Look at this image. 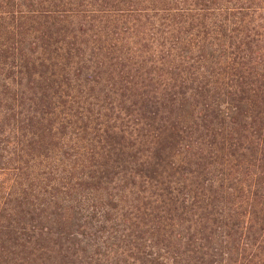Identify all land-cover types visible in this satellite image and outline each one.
<instances>
[{
	"label": "trees",
	"instance_id": "16d2710c",
	"mask_svg": "<svg viewBox=\"0 0 264 264\" xmlns=\"http://www.w3.org/2000/svg\"><path fill=\"white\" fill-rule=\"evenodd\" d=\"M0 264H264V0H0Z\"/></svg>",
	"mask_w": 264,
	"mask_h": 264
}]
</instances>
